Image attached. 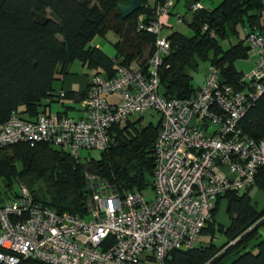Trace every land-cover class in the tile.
<instances>
[{
	"label": "built area",
	"instance_id": "built-area-1",
	"mask_svg": "<svg viewBox=\"0 0 264 264\" xmlns=\"http://www.w3.org/2000/svg\"><path fill=\"white\" fill-rule=\"evenodd\" d=\"M171 6V0L157 4L154 19L147 23L142 15L136 17V31L154 36L145 69L130 63L117 66L111 79L90 76L80 102L83 117L72 110L47 109L30 121L11 113L0 125V149L47 144L78 158L80 151H104L111 127L121 128L132 116L152 111L159 126L149 189L120 198L106 183L87 175L90 195L80 217L36 204L21 187L14 198L0 203V264L21 259L45 264H161L168 252L196 246L217 198L253 186L264 166V139L248 138L239 122L264 94V38L252 28L244 29V42L257 58L241 74V90L225 84L219 69L209 65L189 99L164 100L157 91V70L169 43L159 36V19ZM201 9L196 2L190 11ZM55 96L62 100L65 92Z\"/></svg>",
	"mask_w": 264,
	"mask_h": 264
},
{
	"label": "trees",
	"instance_id": "trees-1",
	"mask_svg": "<svg viewBox=\"0 0 264 264\" xmlns=\"http://www.w3.org/2000/svg\"><path fill=\"white\" fill-rule=\"evenodd\" d=\"M164 1L153 0L149 6L147 0H140L133 14L121 18L117 5L130 0H0V125L11 113L34 120L53 99L60 100L52 84L74 61L106 79L115 76L117 66L135 63L145 69L154 36L136 31V17L142 15L144 23L153 20L154 7ZM263 15L264 0H222L210 10L192 12L186 23L189 35L172 32L165 37L169 51L157 70L159 96L189 99L196 90L190 73L199 63L217 67L225 84L241 90V74L233 66L249 53L241 30L257 25ZM108 32L117 39L112 44L113 58L90 46L93 38ZM231 37L236 39L234 44L229 42ZM225 41L227 48L222 47ZM141 121L139 117L121 128L111 127L109 144L97 158H75L47 144L0 149V203L14 198L23 187L36 204L82 217L90 195L87 175L106 183L120 198L123 193L148 190L159 121ZM239 128L254 141L264 139V94L241 118ZM251 188L264 194V166ZM250 189L217 198L198 237L206 236L208 242L201 246L197 240L190 250H172L161 264H224L230 257L228 264H264V235L259 233L264 229V204L256 208ZM220 199L225 201L229 220L225 228L214 223ZM216 234L224 240L219 245L213 243ZM16 264L45 263L21 259Z\"/></svg>",
	"mask_w": 264,
	"mask_h": 264
},
{
	"label": "rangeland",
	"instance_id": "rangeland-1",
	"mask_svg": "<svg viewBox=\"0 0 264 264\" xmlns=\"http://www.w3.org/2000/svg\"><path fill=\"white\" fill-rule=\"evenodd\" d=\"M216 0H205L204 5L207 7H210L211 4L213 6H215L217 3ZM212 6V7H213ZM172 10V9H171ZM174 11H179L177 8L174 9ZM184 11L182 10L181 13H183ZM175 18L171 20L172 25L174 26L173 29L175 31H180L181 34L184 35H189V30L186 28V26L182 23L179 25H176L174 23ZM261 24H264V15L261 18ZM168 30L166 28L161 29L159 36L163 37L165 33H167ZM243 32V30H241V33ZM244 36V33H243ZM105 38V39H104ZM104 38H99V37H95L91 43H94L95 41H99L101 43V45H108L110 42H114L115 40V36L111 33L108 32L106 33V36ZM229 42L231 44H234L236 42V39L234 38H230ZM228 44L227 42H222V47L223 48H227ZM208 63H199L197 66V69L195 72H191L190 75L192 76V85L196 88L197 86H199L200 82L203 79V76L208 68ZM245 66V63L242 61H237L236 63H234V67L236 68L237 71H240L243 69V67ZM71 75H74L76 78H80L83 82L81 84H79L80 86H84V82L86 80V75H90V71L88 69H86L85 67L80 66V64L77 61L72 62L71 64H69V66L66 68L65 72L63 75H61L62 77H70ZM62 86V83L60 82L59 78L57 80L54 81L53 86H54V94L56 92H58L59 89H57L59 87ZM63 92H67L65 89H62ZM61 103L63 104H72V101L68 100V99H62V100H58L56 101L55 99H53V101L49 104V108L48 111L50 113H54L57 111H61L60 105ZM138 117L136 116H132L130 121L136 120ZM141 122L143 124H147V123H152L155 124V122L158 119V115L152 111H148L144 114L141 115ZM80 159H87V158H97L98 157V153L94 152V151H80ZM148 193L145 192V195H147ZM249 196L251 197L252 201L255 203L256 208H260L263 204H264V194L260 191H258L255 188H251L249 191ZM147 197V196H146ZM85 221L87 222L88 219L86 218ZM214 223L215 225L221 226V224L226 225L229 223L228 217L225 214V201L223 199L219 200V203L216 207V212L214 214ZM222 227V226H221ZM224 228V227H223ZM260 235L263 236L264 235V229H260L259 231ZM214 243L216 245L221 244L224 240L221 236L218 237V235L216 234L214 236ZM208 242V237L206 236H201L198 239V245L204 246L206 243ZM232 260V257H230L229 260L225 261L224 264H228L230 261Z\"/></svg>",
	"mask_w": 264,
	"mask_h": 264
},
{
	"label": "crops",
	"instance_id": "crops-1",
	"mask_svg": "<svg viewBox=\"0 0 264 264\" xmlns=\"http://www.w3.org/2000/svg\"><path fill=\"white\" fill-rule=\"evenodd\" d=\"M216 1H217L216 5H218L222 0H216ZM171 2H172V6L170 8V11L166 15L161 16L159 19L161 27L166 28L168 30V32L165 33L162 38L167 37L172 32L181 33L180 31H175L173 29L174 26L172 25L171 20L177 17L179 22L174 21V23L176 25L183 23L186 26V23L189 21L190 16L192 14V11H190V8L194 3L199 2L201 4L202 8L206 9V10H210L216 6V5L213 6L212 4L210 7L205 6L204 5L205 0H171ZM147 4L149 6H152L153 0H147ZM175 8H177L179 11H174ZM182 10L184 11L183 13H181ZM244 29H247V27H245ZM244 29H242L243 30L242 33H244ZM252 29L256 30V32L259 33L264 38V24L263 25L261 24V20L257 25L252 26ZM105 36H106V34H105ZM116 40L117 39L115 37L114 42H110L108 45H101V43L99 41H95L94 43H90V46L98 49L107 58H113L116 54V51L113 48L112 44L115 43ZM256 58H257L256 52L250 51L247 54V58L245 60H238V61H242L245 63V66L243 67V69L240 71H237L236 68L234 67L235 71L238 72L239 74H243V73L248 72L253 67V65L256 61ZM236 62L237 61H235L234 63H236ZM80 66H82V65L80 64ZM233 66H234V64H233ZM82 67H84V66H82ZM91 75H93L92 71H90V75H88V76L86 75V80L84 82L85 83L84 86L79 85L83 81L80 78H76L74 75H71L70 77L60 76L59 80L62 83V86L60 87V84H59V87L57 88V89H59L58 92L63 91L62 89H65L68 93H70V96H68V97H66V95H65V99L72 101V104L66 105V104L61 103V105H60L61 111H57V112H62L63 109H67V110L75 111L74 113L77 115V117H83L84 116V112L81 110V106H80V102L82 99L78 100V95L86 90L87 84H88V79ZM203 78H204V76H203ZM202 81H203V79H202ZM202 81L200 82L199 86L201 85ZM199 86H197V87H199ZM52 88L54 90L53 84H52ZM58 92H56V93H58ZM83 97H84V95H83ZM109 99L112 101L114 100L112 97H109ZM228 224H226V225L221 224V226L225 228L228 226ZM219 236L220 235H218V237ZM213 243H214V240H213Z\"/></svg>",
	"mask_w": 264,
	"mask_h": 264
},
{
	"label": "water",
	"instance_id": "water-1",
	"mask_svg": "<svg viewBox=\"0 0 264 264\" xmlns=\"http://www.w3.org/2000/svg\"><path fill=\"white\" fill-rule=\"evenodd\" d=\"M140 6V0H130L127 5H117L121 18H127L133 14Z\"/></svg>",
	"mask_w": 264,
	"mask_h": 264
}]
</instances>
